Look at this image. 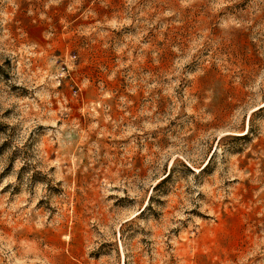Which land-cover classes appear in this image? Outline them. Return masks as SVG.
<instances>
[{
    "label": "rangeland",
    "instance_id": "374dc122",
    "mask_svg": "<svg viewBox=\"0 0 264 264\" xmlns=\"http://www.w3.org/2000/svg\"><path fill=\"white\" fill-rule=\"evenodd\" d=\"M0 264H264V0H0Z\"/></svg>",
    "mask_w": 264,
    "mask_h": 264
}]
</instances>
